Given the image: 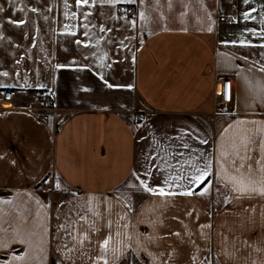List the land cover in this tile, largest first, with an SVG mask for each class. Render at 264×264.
Returning a JSON list of instances; mask_svg holds the SVG:
<instances>
[{
    "label": "crops",
    "instance_id": "1",
    "mask_svg": "<svg viewBox=\"0 0 264 264\" xmlns=\"http://www.w3.org/2000/svg\"><path fill=\"white\" fill-rule=\"evenodd\" d=\"M256 50L264 0H0V264H264Z\"/></svg>",
    "mask_w": 264,
    "mask_h": 264
},
{
    "label": "built area",
    "instance_id": "2",
    "mask_svg": "<svg viewBox=\"0 0 264 264\" xmlns=\"http://www.w3.org/2000/svg\"><path fill=\"white\" fill-rule=\"evenodd\" d=\"M125 13L128 15H132L134 14V10L132 7H127L125 9ZM227 19V16L224 14L218 15L219 22H225L227 21ZM218 85L219 88L216 94V103H228L232 96L230 80L225 78L218 79ZM20 96L32 97V109L36 111H44L52 108L55 98V92L48 88H39L34 90L6 88L1 91V102H3L4 104L10 103L13 98ZM148 112H150V110L133 109L132 116L135 120L139 121L146 118ZM56 128H59V126H56ZM44 186L46 187L47 185Z\"/></svg>",
    "mask_w": 264,
    "mask_h": 264
},
{
    "label": "snow or ice",
    "instance_id": "3",
    "mask_svg": "<svg viewBox=\"0 0 264 264\" xmlns=\"http://www.w3.org/2000/svg\"><path fill=\"white\" fill-rule=\"evenodd\" d=\"M87 2H88V0H83V3H87ZM77 3L78 4L81 3V0H77ZM4 75H7V74L5 73ZM109 87H111V85H109ZM205 175H206V173H201L200 176L195 177L194 179H196V180H202ZM145 190L146 191H152V189L148 188L147 186H145ZM160 194L161 195L164 194V190L163 189L160 190ZM188 194H191V193H188ZM107 244H108V240H105L104 241V244L102 245V247H105L106 248Z\"/></svg>",
    "mask_w": 264,
    "mask_h": 264
},
{
    "label": "rangeland",
    "instance_id": "4",
    "mask_svg": "<svg viewBox=\"0 0 264 264\" xmlns=\"http://www.w3.org/2000/svg\"><path fill=\"white\" fill-rule=\"evenodd\" d=\"M252 52H254V54H255L257 57H259V56H261V58L264 57V54L262 53V52H263L262 50H256V51H252Z\"/></svg>",
    "mask_w": 264,
    "mask_h": 264
}]
</instances>
